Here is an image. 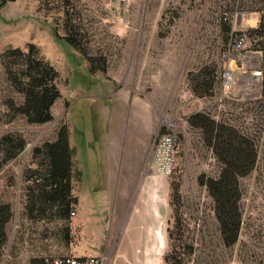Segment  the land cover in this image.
I'll use <instances>...</instances> for the list:
<instances>
[{"label": "rangeland", "instance_id": "1", "mask_svg": "<svg viewBox=\"0 0 264 264\" xmlns=\"http://www.w3.org/2000/svg\"><path fill=\"white\" fill-rule=\"evenodd\" d=\"M263 14V0H0V205L10 207L0 264L87 253L107 264H264V70L261 63L256 84L252 71L236 63L228 82L222 63L234 29L254 51L251 31ZM24 27L30 43H7ZM29 44L33 57L53 49L59 71L61 96L53 119L41 125L12 109L24 99L12 83L21 79L24 59L3 57L15 48L28 52ZM103 65L105 72L98 70ZM200 70L205 83L214 81L209 96L192 92L190 74ZM194 114L257 144V163L239 180L241 224L229 247L214 202L198 184L200 176L217 178L221 165L204 131L188 124ZM62 125L73 151L75 200V215L64 218L61 209L36 201L46 167L33 153ZM168 130L181 151L178 171L166 175L153 166L152 147ZM17 136L26 145L8 159Z\"/></svg>", "mask_w": 264, "mask_h": 264}, {"label": "trees", "instance_id": "2", "mask_svg": "<svg viewBox=\"0 0 264 264\" xmlns=\"http://www.w3.org/2000/svg\"><path fill=\"white\" fill-rule=\"evenodd\" d=\"M264 2V0H263ZM54 37L62 40L72 48L75 43L69 37H61L53 30ZM252 49L262 54V69L264 70V14L254 30ZM28 52L19 48L7 51L3 57L23 58L21 63V79L13 81L14 88L24 97L23 103L19 106H12V109L25 117L28 124L41 125L53 119L51 107L60 97L56 85L58 72L42 57H33L32 44L27 45ZM97 68H92V72ZM98 70L105 72V66ZM204 70L190 74L192 92L198 97L209 96L214 81L205 83ZM264 101V99H263ZM188 124L204 131L205 141L210 146L216 160L221 165L217 178H198V184L205 186L209 196L214 202L215 217L219 225V231L224 246L229 247L236 243L239 235L241 214L240 199L241 190L239 180L247 176L255 167L258 159L257 144L254 139L242 133L235 127L218 123L204 114H194L187 120ZM12 142L13 136L5 137ZM15 151L10 154L13 158L25 147V140L17 136ZM35 155H41L45 162V175L42 183L36 184V201L39 205H49L61 209L59 216L67 217L71 210V203L75 201L71 196V171L73 151L69 146V131L67 125L58 128L56 139L52 142H45L42 146L33 150ZM10 217L9 205H0V255L5 241V224Z\"/></svg>", "mask_w": 264, "mask_h": 264}, {"label": "built area", "instance_id": "3", "mask_svg": "<svg viewBox=\"0 0 264 264\" xmlns=\"http://www.w3.org/2000/svg\"><path fill=\"white\" fill-rule=\"evenodd\" d=\"M248 39L244 32L233 30L226 49L222 55L224 68L223 78L226 81H232L233 66L240 63L245 69H249L250 76L256 84L261 82L260 65L262 63V54L248 49ZM249 76V77H250ZM226 89L229 87L226 86ZM242 90V89H241ZM245 92H251L250 89H243ZM240 91V90H237ZM236 91V92H237ZM181 145L179 137L172 130L166 131L159 137H156L152 147L153 166L161 173L166 175L174 173L179 169ZM70 214L75 215L72 209ZM108 260L104 256L87 253L80 256H61L45 259L41 264H107Z\"/></svg>", "mask_w": 264, "mask_h": 264}, {"label": "crops", "instance_id": "4", "mask_svg": "<svg viewBox=\"0 0 264 264\" xmlns=\"http://www.w3.org/2000/svg\"><path fill=\"white\" fill-rule=\"evenodd\" d=\"M10 34L11 35L8 38L7 43H14V47H19V48L23 49L25 44L30 43L29 33H28V30L26 29V27L16 29L13 32H10ZM50 52H54V50L50 49L49 51H46V52L40 51V57H42L44 60L48 61L50 63V65L55 67L54 66V56H53V53L50 54ZM55 70L59 73L57 68H55ZM57 88H58V86H57ZM58 90H59V88H58ZM59 92H60V96H61V91L59 90ZM51 114L54 117L52 112H51ZM118 144L119 143L117 142V140H114L112 142V147H114V149L118 148L119 147ZM112 154H113V150H112ZM112 157L114 158V156H112ZM114 159H113V161H114Z\"/></svg>", "mask_w": 264, "mask_h": 264}, {"label": "bare ground", "instance_id": "5", "mask_svg": "<svg viewBox=\"0 0 264 264\" xmlns=\"http://www.w3.org/2000/svg\"><path fill=\"white\" fill-rule=\"evenodd\" d=\"M252 77V76H251Z\"/></svg>", "mask_w": 264, "mask_h": 264}]
</instances>
